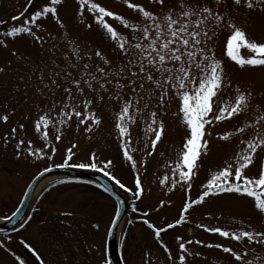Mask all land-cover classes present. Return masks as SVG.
I'll use <instances>...</instances> for the list:
<instances>
[{
  "label": "rangeland",
  "instance_id": "obj_1",
  "mask_svg": "<svg viewBox=\"0 0 264 264\" xmlns=\"http://www.w3.org/2000/svg\"><path fill=\"white\" fill-rule=\"evenodd\" d=\"M103 6L123 14L126 18L134 17L137 14L131 12L123 6L122 0H96ZM133 3H142L146 7H156L149 4V0H132ZM171 2V0H169ZM229 0H225L228 3ZM36 10L35 3L28 4V0H0V33L10 30L12 27L21 26L25 19H28ZM232 12L234 22L240 26L248 35L249 39L264 42V12L249 11L245 9L229 8ZM78 5L76 0H65L58 6V14L61 22L65 25L60 28L59 25L49 16L42 20L41 30L37 35L42 37L43 44H37L31 37L21 35L18 38L3 37L7 47L0 46V115L8 114L9 121L4 123L0 121V219H6L13 213L20 204L24 192L29 183L43 171L45 168H59L67 152L66 150L72 144L77 147L73 149L74 156L70 163H89V157L92 153L96 154V163L102 166V162L112 160L113 164L110 173L119 179L130 192H125L119 188L113 181L112 184L116 191L121 194L128 205V213L131 216L123 221L119 228L116 238V244L120 247V253L124 264H179L178 256L180 250L178 244L187 240H201L204 243H222L225 246H231L235 249L243 250L241 245L235 242L225 240L215 234L205 233L197 225L209 227H221L222 229L233 231L246 227L264 228V217L259 216L253 207V200L248 197H240L234 194L222 195L220 197H210L201 205H195L185 214L186 222L168 229L161 234V240L158 241L151 229L143 223L147 219L154 227H166L168 223H175L179 219L183 204L189 197L198 198L203 191V185L211 178L213 172L221 168L225 162L233 159L235 152L239 151L240 136L233 137L230 141H220L217 136L226 131H234L241 121H245L243 116L226 121L209 129L213 135L208 137L210 146L208 154L201 157L197 174L192 180L190 192L179 184L172 187L171 181L174 178L172 168L177 162L180 152L183 148V142L186 136V127L182 123L179 115H173L178 112V101L174 98L171 102L166 101V115H157V120L164 122V134L162 140L158 143L156 150L152 155L150 140L154 135L145 133V122L149 119V113L156 109V101H152V107L145 110L137 118V122L130 126V154L136 162V168L133 169L131 162L124 159L119 147L120 140L114 127L115 116L119 111V103L110 100L108 94H103V101H100L99 95L95 96L94 103L90 106V111L101 119L99 126L91 125L86 121V125L92 127V131L86 132L85 125H79L75 117L72 118L69 125L61 127V140L57 142L55 128L49 127V140L47 146L43 140L42 127L40 132L34 128L35 120L39 115L48 112L52 107L53 98L57 106L60 100L64 98L62 88L54 89L51 87V79H58L59 83L67 86L71 78H66L67 73L71 72L73 77L80 78L79 73L73 67V64L91 63L92 65H102V61L94 56V51L99 49L115 67L121 66V56L114 44L106 37L103 30L95 24L93 17L86 10L83 17L77 14ZM24 15L20 20H13V15ZM109 23L122 34L127 35V30L123 29L119 22L109 19ZM91 24L88 28L86 25ZM35 30V29H34ZM229 30L218 31L210 47L217 59L221 60L225 78L230 79L233 88L225 89L220 94V103L228 102L234 97V88L239 86L243 89H250L253 93V107L256 105L264 106V68L244 70L239 69L231 62L224 53V45ZM69 40L73 43H69ZM79 45V52L82 59L78 60L73 54V47ZM12 52L16 55L13 56ZM239 54L248 57L250 52L246 49H240ZM88 55L93 59L88 61ZM65 57L68 59L66 60ZM55 73L61 75L57 77ZM127 75V73L125 74ZM43 76V80H41ZM44 84H49L50 89H43ZM115 80L113 81V85ZM111 91L116 89L109 86ZM43 90V95H41ZM138 91H140L138 89ZM79 95V94H77ZM87 98H93V94L85 88ZM132 96L129 89L122 90V100ZM147 97V92L145 93ZM84 97H81L82 100ZM80 101L78 100L77 103ZM143 103V102H142ZM82 111V106L78 108ZM59 107L51 112V118L55 121L59 119ZM23 124V130L19 125ZM16 128V136L12 138L11 129ZM5 137H8L5 142ZM23 140L20 150H17L18 141ZM147 141V143H146ZM29 142L33 150L41 149L44 158L38 159L36 156L27 154ZM55 148L53 155L51 149ZM53 155L51 160L47 156ZM261 158H264V150H261L260 157L256 163L246 170L249 176L257 174L258 165ZM72 170L82 172H97L87 169H78L71 167ZM139 175L144 188V194L137 200L132 195L135 191V176ZM104 176V175H103ZM165 176L168 182L161 186L160 180ZM108 178V177H106ZM64 181V183H57ZM70 181L63 177L44 186L31 202V209L37 211L32 216V223L39 224L49 220L52 224L68 226L71 236L64 253L72 261L85 259L87 264H104L106 259V238L109 227L115 216L117 206L114 200L96 185L87 182ZM171 189V190H170ZM164 205L161 207L160 202ZM135 208V211L133 209ZM53 212H70L72 216L65 215L62 218L53 217ZM143 213H148L144 216ZM39 214H45L40 218ZM52 220H55L52 222ZM46 223V222H45ZM97 225L94 230L93 226ZM30 229V228H29ZM60 232L59 235H62ZM21 233H16L20 237ZM180 237L178 241L176 238ZM61 241V240H60ZM49 242V241H48ZM168 247L169 252H165L161 244ZM41 245V243H40ZM54 242L42 244L39 253L41 256H47L48 252L54 249ZM92 247H96L93 249ZM186 247L192 253L199 255H190L187 257V264H233L230 256L220 252L217 249H207L200 245L186 244ZM69 250H72L69 254ZM79 250V252L77 251ZM259 251V249H258ZM101 253V258H98ZM171 254L172 259H169ZM2 255V254H0ZM251 258V257H249ZM83 264L82 261L79 262Z\"/></svg>",
  "mask_w": 264,
  "mask_h": 264
},
{
  "label": "snow or ice",
  "instance_id": "obj_2",
  "mask_svg": "<svg viewBox=\"0 0 264 264\" xmlns=\"http://www.w3.org/2000/svg\"><path fill=\"white\" fill-rule=\"evenodd\" d=\"M64 2L65 0H28L29 5L35 3L36 10L33 14L25 19L21 26H14L0 33V36L18 38L23 34L42 45L44 41L40 35H37V32L41 30L42 20L50 16L60 28L65 27L58 14V6ZM76 3L78 5L77 14L83 17L86 10L92 15L95 24L103 30L118 50L122 63L120 67H115L113 62L97 49L94 51V56L102 61L103 66L91 63L73 64L80 78L77 79L72 76L71 72H68L66 78L71 79L67 86L59 83L56 78L51 79V87L62 88L64 98L60 100L58 106L53 98L52 107L48 112L39 115L35 120V131L40 132L42 127L45 130L43 140L46 146L49 140L47 129L50 126L55 128L57 133L55 140L59 142L61 127L70 126L73 117L79 125H85L86 132L92 131V127L86 125V121H90L91 125L99 126L102 123L101 119L89 109L94 103L95 96L99 95L102 102L103 94H108L110 100L119 103V111L115 116L114 124L120 140L119 147L124 159L131 162L132 168L135 169L136 162L130 154V126L137 122V118L145 110L152 107V101L155 100L157 110L150 111L144 129L145 133L154 135V139L150 140L152 152L148 153L152 155L164 134V122L162 119L158 121L157 115H166V101L171 102L175 98L178 101V112L173 115L180 116L186 127V136L179 158L172 168L173 176H178V178L172 179L171 184L173 188L178 184L181 187L186 186V190L190 192L201 157L208 154L210 146L208 137L213 135L209 129L243 116L246 122L241 121L234 131H226L217 136L220 141L225 142L235 136L242 137L239 140L241 146L239 151L235 152L233 159L225 162L221 168L212 173L211 178L202 186L203 191L198 198L186 199L179 219L175 223H168L166 227L159 228L154 227L147 219L143 223L160 241L163 232L186 222L185 214L195 205L203 204L210 197L231 194L251 198L255 212L264 217V158L259 161L257 174L249 176L246 171L256 163L261 150H264V106L253 107L252 91L242 90L239 86L234 88V97L230 101L220 103V94L225 89H232L233 84L230 79L225 78L223 64L216 58L209 46L218 31L227 29L229 34L224 45L226 57L241 70L264 68V42L249 39L247 33L234 22L232 12L228 10L229 8H242L264 12V0H229L228 3H225V0H171V2L169 0H149V4L156 7H146L142 3H133L132 0H122L124 7L137 14L129 18L103 6L96 0H76ZM23 15L24 13L21 12L19 15H13L12 19L20 20ZM109 19L119 22L128 34L117 31L109 23ZM86 27L91 28L92 25L88 24ZM69 43L73 41L69 40ZM0 46L7 47L3 39H0ZM242 48L248 50L251 55L241 56L239 52ZM73 54L78 60L82 59L78 44L74 45ZM12 55L15 56L16 53L12 52ZM65 59L68 58L65 57ZM87 59L91 61L93 56L88 55ZM3 71L4 69L0 68V72ZM55 75L59 77L61 74L55 73ZM109 86L114 87L116 91H111ZM85 88L93 94V98L86 97ZM126 88L136 99L129 96L122 100V90ZM43 89H50L49 84H44ZM43 94L41 90V95ZM81 97L84 98L80 100ZM78 100L79 103H77ZM81 106L83 114L81 110H78ZM57 107H59V119L54 121L50 114ZM0 121L7 123L9 115H0ZM19 127L23 130L24 125L21 124ZM16 132L15 127L11 129L12 138H15ZM4 139L7 142L8 137ZM23 144V140L18 141L16 145L18 151ZM76 147V144H72L66 150L67 155L63 163L57 167L102 172L125 192L131 191L108 170L113 164L112 160L104 161L102 166H99L96 163V154L92 153L89 163L71 164L70 161L74 156L73 149ZM51 152L54 155L56 149L52 148ZM27 154L36 156L38 159L44 158L41 149H32L31 142H29ZM53 155L47 156V159L51 160ZM50 170V168L44 169L45 172ZM167 182V176L160 180L161 186H165ZM57 183H64V181H57ZM134 184L135 191L132 195L139 200L144 194V188L138 174L135 176ZM105 191H111V189L106 187ZM160 205L163 207L164 202L161 201ZM64 214L71 215L70 212ZM13 215L15 216L16 213ZM143 215L147 216L148 213H143ZM112 223L115 224L116 221L113 220ZM197 227L202 228L205 233L215 234L225 240L235 242L241 245L243 250L239 248L234 250L233 247L222 243L187 240L178 244L179 264H187V257L190 255H199V253L190 252L186 244L217 249L230 256L233 264H264V228L257 229L249 226L229 231L221 227L200 224ZM176 239L179 241L181 238ZM161 246L166 253L169 252L168 247L163 243ZM168 258L172 259L171 254ZM105 264L108 262L105 261Z\"/></svg>",
  "mask_w": 264,
  "mask_h": 264
},
{
  "label": "flooded vegetation",
  "instance_id": "obj_3",
  "mask_svg": "<svg viewBox=\"0 0 264 264\" xmlns=\"http://www.w3.org/2000/svg\"><path fill=\"white\" fill-rule=\"evenodd\" d=\"M35 212L37 211L29 209L18 227L7 234L0 235V245H2L0 246V254H2L0 255V264H41V262L43 264H80V261L83 264L88 263V261L84 262L85 259L72 261L70 257L64 254L67 252V249L63 248V246H67L66 243L69 242L71 237L65 231L67 229L71 232L68 226L47 223L50 221L45 219L46 223L40 221L39 224H33L32 227H29L31 225L29 222L32 223L33 220L31 218ZM64 213L53 212L52 216L62 218L65 216ZM36 216L46 218L45 214ZM70 216L72 215H67V217ZM54 221L52 220V222ZM97 228L96 226L94 230ZM17 232L21 233L20 237H16ZM60 232H63V234L59 235ZM48 241L50 243L54 242V249L49 251L47 256H41L39 253L40 247L44 243L48 244ZM69 251L70 254L72 250ZM77 251L79 252V250ZM98 258H101V253H98Z\"/></svg>",
  "mask_w": 264,
  "mask_h": 264
},
{
  "label": "water",
  "instance_id": "obj_4",
  "mask_svg": "<svg viewBox=\"0 0 264 264\" xmlns=\"http://www.w3.org/2000/svg\"><path fill=\"white\" fill-rule=\"evenodd\" d=\"M50 169L51 170L47 172L45 171L40 172L30 182V184L25 190V193L17 210L14 212L16 213V215L14 216L12 214L9 218H7L2 223H0V235L7 234L13 231L22 222L28 210V207L32 201V198L34 197V193L38 185L44 179L48 177H63L72 180L90 182L97 185L100 189H102L105 193H107L114 200L117 206L116 213L113 218V220H115L116 223L115 224L111 223L110 225L107 235L106 248L111 264H123L119 254L118 245L116 244L115 236L118 227L121 226L125 216L127 215L128 205L125 198L116 191L114 185L110 180L95 172H82V171L72 170L69 168H50ZM41 173H43V175H41ZM106 187L111 189V191H105Z\"/></svg>",
  "mask_w": 264,
  "mask_h": 264
},
{
  "label": "bare ground",
  "instance_id": "obj_5",
  "mask_svg": "<svg viewBox=\"0 0 264 264\" xmlns=\"http://www.w3.org/2000/svg\"><path fill=\"white\" fill-rule=\"evenodd\" d=\"M57 179V177H48L46 179H44L37 187L34 195H36L44 186H46L48 183L52 182L53 180ZM0 223H2V219H0ZM119 228L120 226L118 227V230L116 232V236H115V240L117 238V235H118V232H119Z\"/></svg>",
  "mask_w": 264,
  "mask_h": 264
},
{
  "label": "trees",
  "instance_id": "obj_6",
  "mask_svg": "<svg viewBox=\"0 0 264 264\" xmlns=\"http://www.w3.org/2000/svg\"><path fill=\"white\" fill-rule=\"evenodd\" d=\"M76 183H80V182H76ZM82 183H84V182H82ZM130 217H131V216H130L129 213H128V214L126 215L125 220H126V219H129ZM108 264H110V263H109V260H108Z\"/></svg>",
  "mask_w": 264,
  "mask_h": 264
}]
</instances>
